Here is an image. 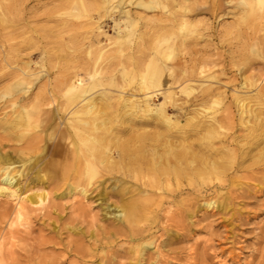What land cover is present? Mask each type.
<instances>
[{
  "label": "rangeland",
  "instance_id": "1",
  "mask_svg": "<svg viewBox=\"0 0 264 264\" xmlns=\"http://www.w3.org/2000/svg\"><path fill=\"white\" fill-rule=\"evenodd\" d=\"M124 1L144 36L137 41L123 39L121 60L127 71L136 61L141 65L133 73L128 71L121 84L137 98L145 91L139 88L140 82L161 80L159 87L152 85L150 89H161L154 92L151 104L158 107L164 103L171 121L185 124L195 135V150L203 156V175L198 181H186V191L180 193L176 183L175 191L167 192L158 182L160 187L143 184L153 178L152 174L136 180L120 170L106 173L105 181L89 186L86 195L81 193L83 184L67 193L76 180L62 174L59 162L64 161L58 151L64 149L59 144L63 134L70 139L72 135L66 133L61 118L51 117L49 111L57 109L58 101L38 105L37 94L45 95L46 88L37 85L28 98L19 101L32 112L30 122H26L17 115L19 108L12 106L8 88L17 79H10L9 71L0 69V155L19 160L15 163L17 177L27 184L26 195L49 192L46 204L35 206L25 220H15V201L0 195V233L4 235L0 247L13 253L9 264H133L128 257L133 243L116 238L115 227L120 223L113 217L123 196L112 184L116 178H128L129 183L150 190L148 209L138 221L153 234V248L146 251L143 264H194L202 254L211 255L209 264H235L229 255L240 252L244 264L257 246L256 237L264 231L263 10L257 6L259 18L254 21L251 6L240 5V0H177L178 5L170 4L169 26L158 29L156 18L168 15L162 8L145 10L136 5L142 0ZM104 2L0 0V61L11 51L19 65L30 61L38 71L41 55L31 56V52H39L42 41L67 42V34H57L65 21L76 26L106 25L111 12ZM261 5L264 9V1ZM183 19L189 22L186 27L180 25ZM108 32L112 37L109 55L115 47V32ZM83 37L78 35L74 42ZM254 42L258 44L256 53ZM81 59L85 60L83 56L76 58ZM164 63L173 68L177 78L183 76L185 68L193 74L187 92H181L182 85L172 83L165 71L159 73L158 67ZM55 76L59 73L51 77ZM208 84L216 86L213 95L203 103L186 104ZM168 92H174L172 97L165 96ZM237 97L243 99V107ZM202 120H215V124L209 123L213 126L199 133L194 125ZM9 121L17 123L12 131ZM146 130L155 131L153 127ZM134 193L129 189L124 197ZM177 232L184 236L178 238ZM76 244L86 247L84 260L74 255ZM222 248L224 253L215 257Z\"/></svg>",
  "mask_w": 264,
  "mask_h": 264
},
{
  "label": "bare ground",
  "instance_id": "2",
  "mask_svg": "<svg viewBox=\"0 0 264 264\" xmlns=\"http://www.w3.org/2000/svg\"><path fill=\"white\" fill-rule=\"evenodd\" d=\"M176 1L146 2L142 0L136 5L145 10L162 8L163 13L168 15H165V18L157 17L156 20L160 22L158 29H165L171 22L170 4L178 5ZM263 1L240 0L239 4L251 6L254 21L259 18V7V10H263L261 18L264 20V9L261 7ZM104 3L108 6L107 12H111V19L106 25L91 23L86 26H76L72 22L65 21L62 23L63 30L58 31L57 34L59 36L67 34L68 40L64 39L67 42L42 41L44 43L40 46L41 48L39 47L40 51L35 49L31 52V56L41 55V60L37 62L41 66L38 71L32 68L30 61L19 65L16 55L11 51L2 57L0 69L8 70L10 79H17L8 87L12 95V106L15 109L19 108L17 115L25 117L26 122L29 123L32 112L27 105L19 104V101L28 98L34 87L40 85L46 88L45 95L37 94L38 105L58 101L57 109L49 111L52 112L51 117L61 118L68 131L66 133L72 135L70 139L63 134L61 139L64 143L61 141L59 144L64 149L58 151L64 161L59 162L62 174L75 176L76 180L74 184L69 185L67 193H71L83 184L81 193L86 195L89 186L96 183L98 186L105 181L106 173L120 170L136 180H140L146 174H152L153 178L144 181V185H157L158 182L163 185L161 188L164 191L174 192L173 186L176 183L180 193H184L186 191L184 183L193 182L196 178L198 181L204 173L203 156L195 150V135L189 133L185 124L171 121L169 113L163 107L164 103H160L158 107L152 106L151 99L154 92L161 89L154 91L150 89L152 85L159 87L162 83L160 79L154 82L155 84L153 81L140 82L139 88L145 90L142 97L136 98L135 93L125 92L121 78H124L128 71L135 72L141 64L136 61L127 71L121 60L123 39H134V41L143 39L144 31L137 29L138 22L132 17L131 11L125 9L124 0H119L117 3L106 0ZM112 12L120 13V16H115ZM180 25L186 27L189 22L183 19ZM82 29L84 31L79 32ZM109 29L115 32V47L111 48L112 53L108 55L107 52L112 44L109 43L112 40L108 34ZM78 35H84V37L79 43H75L74 39ZM33 47L34 45L28 48ZM257 48L258 44L254 42V53L258 51ZM80 56H83L85 60L77 61L76 58ZM158 68L159 73L165 71L168 75L166 77H171L172 83L182 85L181 92H187L191 87L190 82L194 80L193 74L188 73L187 68L181 78L175 77L173 68L168 64H160ZM54 72L59 73V76L51 77ZM45 78L47 80L41 84ZM200 88L195 99L186 101L187 105L203 103L216 90L213 84L202 85ZM173 93L168 92L165 96L172 97ZM237 99L239 105L243 107V99L239 97ZM148 114L151 119H148ZM8 123H10L11 131L17 125L14 121ZM209 123L215 124V120L199 121L194 128L200 133L213 126ZM148 127H153L155 131H147ZM0 157V195L15 201V220L29 219L32 212L36 210L35 206L46 204L49 192L42 191L26 195L27 184L17 177L18 170L15 163L19 160L9 156L0 155ZM42 179L47 181L44 175ZM128 181V178H116V183L112 184L113 189L123 196L120 204L115 206L116 210L113 214L114 220L120 223L115 227L114 234L116 238L133 243L128 257L133 264H143L146 251L153 248V234L150 228L139 226L138 221L145 216L148 209L150 190ZM129 189L135 193L130 197H124ZM176 235L178 238L184 236L179 232ZM3 236V233H0V240ZM256 239L257 246L244 264H264V231L258 234ZM72 251L75 256L80 255L81 260H84L88 253L86 247L81 244H76ZM219 253H224V248L215 252V257ZM12 254L11 251L0 247V264H9L7 260ZM239 254L229 255L233 263L241 264ZM200 256L195 258L194 264H209L207 261L212 258L209 254Z\"/></svg>",
  "mask_w": 264,
  "mask_h": 264
}]
</instances>
